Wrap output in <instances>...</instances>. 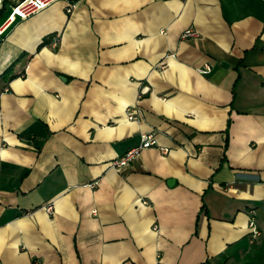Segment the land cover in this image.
<instances>
[{
  "label": "crops",
  "instance_id": "0c3cea01",
  "mask_svg": "<svg viewBox=\"0 0 264 264\" xmlns=\"http://www.w3.org/2000/svg\"><path fill=\"white\" fill-rule=\"evenodd\" d=\"M70 1L0 34V264H264V0Z\"/></svg>",
  "mask_w": 264,
  "mask_h": 264
},
{
  "label": "built area",
  "instance_id": "2783aa9c",
  "mask_svg": "<svg viewBox=\"0 0 264 264\" xmlns=\"http://www.w3.org/2000/svg\"><path fill=\"white\" fill-rule=\"evenodd\" d=\"M59 1V0H23L16 5L11 7V13L8 16L7 20L5 21L3 27L0 28V34L3 33V31L10 26L13 22H15L16 19L24 20L28 18L29 16L36 14L46 7H48L50 4ZM67 3L66 12L71 13L72 10L75 7V3L71 2L70 0H62ZM2 0H0V7H2L1 4ZM196 33L191 30L187 29L183 33V37H190L195 36ZM209 71V68H207ZM3 91H7V87L3 88ZM140 114V111L134 108H128L126 110V116L128 120H134L136 117ZM156 144V141L154 139L153 134H143L140 137V144L138 147L132 148L128 150L123 156L111 161L109 163V167L115 170H118L129 163H131L135 156L139 153L140 150L144 148L152 147ZM52 206L47 207V211L51 212ZM254 234H258L256 231L253 232Z\"/></svg>",
  "mask_w": 264,
  "mask_h": 264
},
{
  "label": "trees",
  "instance_id": "16d2710c",
  "mask_svg": "<svg viewBox=\"0 0 264 264\" xmlns=\"http://www.w3.org/2000/svg\"><path fill=\"white\" fill-rule=\"evenodd\" d=\"M3 5H6L5 4V0L3 1V3H2V6ZM3 10V7L0 9V11H2ZM11 67H9V68H7L0 76H1V78L2 79H6V77H8V75L10 74V72H11ZM8 80L9 79H7L5 82H8Z\"/></svg>",
  "mask_w": 264,
  "mask_h": 264
},
{
  "label": "water",
  "instance_id": "95a60500",
  "mask_svg": "<svg viewBox=\"0 0 264 264\" xmlns=\"http://www.w3.org/2000/svg\"><path fill=\"white\" fill-rule=\"evenodd\" d=\"M3 3V0H2V2H1V4Z\"/></svg>",
  "mask_w": 264,
  "mask_h": 264
}]
</instances>
